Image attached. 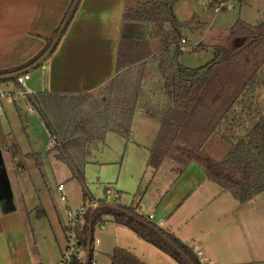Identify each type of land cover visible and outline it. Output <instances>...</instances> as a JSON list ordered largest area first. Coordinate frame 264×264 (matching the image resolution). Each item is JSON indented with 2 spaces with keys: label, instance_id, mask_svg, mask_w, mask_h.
I'll return each mask as SVG.
<instances>
[{
  "label": "crops",
  "instance_id": "crops-1",
  "mask_svg": "<svg viewBox=\"0 0 264 264\" xmlns=\"http://www.w3.org/2000/svg\"><path fill=\"white\" fill-rule=\"evenodd\" d=\"M73 1L0 0V72L13 70L35 59L61 26ZM126 2L81 0L54 54L43 66H32L25 71L30 76L24 86L26 95H79L101 90L119 75L117 62L122 40L148 41L152 56H156L162 47L158 40L151 39V26L124 21ZM231 3L233 8L216 13L209 0H179L174 13L180 23L187 25L182 30V39L187 41V45L190 42V46H196L198 51L213 49L214 52V47L227 40L238 21L257 25L264 20V0H233ZM237 3L242 6L236 14ZM219 34L222 35L221 40L217 38ZM175 50L176 46L170 48L172 53ZM180 64L192 68L183 62ZM156 69L157 64L150 65L147 72V79L154 84L158 83ZM146 81L141 100L150 102L159 98L160 93L147 88ZM17 87L15 82L0 85L3 91L13 93ZM17 102L16 98L13 101L2 100L0 109V156L3 162L0 159V264H45L42 253L47 249L52 251L54 244L50 242L42 251H35L32 240L39 229L37 227L30 232L26 225L27 220H32L31 216L35 217L34 220L37 218L34 214L44 204L45 195L42 189L36 188L33 179L37 171L43 173L49 169L54 174L64 171L60 168L64 164L57 160L55 152H51L54 147L51 135L43 153L28 136L25 138L23 132L27 134L29 126H21L20 122L24 124V118L28 120L30 113L24 115ZM145 106L149 107L147 101ZM138 113L139 108L129 139H123L130 142L133 138V143L143 151L141 158L147 164L160 123L145 113L148 120L139 124ZM104 146L105 142L95 146L90 164L96 159L95 153ZM149 169L150 176L145 180ZM142 182L146 185L141 188V197L129 207L120 204L123 192L114 189L120 194L116 203L136 208L150 222L189 248L202 251L211 263L264 264V194L247 203H239L230 193L209 181L198 165L184 168L170 160H165L158 171L146 166ZM33 199L35 205L30 207L28 201ZM46 205L45 214L53 224L54 242L63 252L66 234L61 235V229L56 226L57 222ZM64 231L67 232L68 227L65 226ZM137 239L135 250L151 255L155 251L162 253ZM38 242L37 239L34 243ZM96 244H99L98 240ZM134 254L137 255L136 252ZM137 256L149 264L144 255ZM258 259L254 263L251 261Z\"/></svg>",
  "mask_w": 264,
  "mask_h": 264
},
{
  "label": "trees",
  "instance_id": "trees-1",
  "mask_svg": "<svg viewBox=\"0 0 264 264\" xmlns=\"http://www.w3.org/2000/svg\"><path fill=\"white\" fill-rule=\"evenodd\" d=\"M178 1L127 0L124 21L151 26L150 37L158 40L162 48L152 56L148 41L122 40L117 62L119 75L98 93L26 96L27 103L38 112L51 135L54 142L51 152H55L57 160L69 169L71 179L81 184L84 206L87 202L90 204L84 214V224L80 222L76 226L70 264H85L90 226L92 248L88 264H93L94 230L97 225L106 223L107 216L177 264L190 263L171 243L193 264H202L193 249L150 222L136 208L117 203L110 206L106 201L96 200L86 185L85 171L92 163L90 156L95 146L105 142L110 133L129 139L150 65L157 64L158 83L153 89L160 97L150 102L145 100L149 107L144 110L150 118L159 120L160 130L150 151L148 168L158 171L167 159L184 168L196 164L209 181L230 193L239 203H247L264 194V107H260L257 99L258 91L264 87V20L257 25L238 21L225 44L214 47L211 62L196 69L187 68L179 62L183 54L179 47L182 30L187 25L175 16ZM76 2L73 1L67 16ZM219 3L212 1L210 6L215 8ZM67 16L35 59L0 72V77L26 75L30 67L43 66L56 49L42 65L37 64L46 57L56 39L60 37V43L67 32L72 21L63 29ZM173 46H176L174 53L170 51ZM18 77L0 80V85L17 84ZM81 99L88 101L77 102ZM95 203L98 207L91 208ZM37 212L38 219L46 216L41 205ZM1 214L0 206V217ZM66 238L69 240L68 235ZM110 264L146 263L133 252L116 248L110 256Z\"/></svg>",
  "mask_w": 264,
  "mask_h": 264
},
{
  "label": "rangeland",
  "instance_id": "rangeland-1",
  "mask_svg": "<svg viewBox=\"0 0 264 264\" xmlns=\"http://www.w3.org/2000/svg\"><path fill=\"white\" fill-rule=\"evenodd\" d=\"M241 4H236V14L237 11L241 8ZM217 38L222 39V35H217ZM226 42V41H225ZM225 42H220L219 44L224 45ZM192 45L190 42L186 46V51L180 56L179 61L184 64L189 65L192 68L203 67L207 65L213 59V49L208 51H198L196 46ZM146 83L148 84L147 88L153 89L154 82H150L149 78ZM22 88L18 86L15 89L16 94H18ZM98 93V92H97ZM17 104L20 108L23 109V114L30 113L28 120L24 118V124L20 122L21 126H29L27 130V134L25 131L23 135L25 138L27 136L33 141L35 147L43 153L46 151V145L49 141L50 133L40 119L39 114L32 108L30 112V106L22 99V97L16 95ZM144 98V97H143ZM258 102L260 107H264V87H262L258 91ZM88 99L77 100V102H87ZM145 100H141L139 105V124L142 121H147L148 117L146 116L145 109ZM36 113V114H35ZM248 126V124H246ZM143 155V151L137 147L133 143V138L130 142H126L123 138L119 137L115 134H108L105 140V146L98 153H95L96 159L93 164H90L86 167L85 178L86 185L90 192V194L95 197L96 200H103L107 202V205L114 206L116 202H114L113 196L107 199V189H115L122 191V198L120 204L130 206L133 201L141 197V188L145 187L146 183L142 182L144 177V172L146 171V160L141 158ZM168 160V159H167ZM171 161V160H170ZM36 164V162H35ZM176 164V163H175ZM37 168L38 165L36 164ZM176 166L181 167L176 164ZM60 168H63L64 171H60L59 173H53L51 170L47 169V171L41 173L37 171V175L33 179L34 185L36 188L42 189L45 196L44 204L50 208L51 214L53 218H55L57 224L56 226L61 229L62 236H70L69 232L64 231V227H68V230L71 228L73 221L72 219L77 216L82 209L87 211L89 207V202L86 203V207L83 202V188L78 181L72 180L70 181V173L67 170V167L61 165ZM39 170V169H38ZM150 176V169L147 171L145 176V180H147ZM64 184L65 186V196L68 201L63 202L61 200V195L58 191V186ZM140 191V192H139ZM119 201V200H118ZM117 201V202H118ZM30 207L35 205V200L31 202L28 201ZM114 202V203H113ZM42 205L44 212L47 213L45 209V205ZM91 208H97L98 203L95 205H91ZM37 210L34 216H37ZM86 213V212H85ZM41 215V213H40ZM32 220H27L26 225L30 232H33L37 227L39 229L38 235L33 238V248L35 251H42L43 248L48 247L51 244H54V248L52 251L49 249L44 250L42 255H44L45 264H59L65 253L67 247V239L65 236V246H62V251L59 246L54 242V233L52 229V221L49 220L48 214L47 216H42V219L34 218L31 216ZM84 216L81 220V224H84ZM106 223L101 226L97 225L94 230V238L95 241H99V244L95 245L94 252V262L95 264H109L110 256L114 252L116 248L128 249L132 250L137 255H144L145 259L149 264H177L170 257L155 251L156 253L151 255L149 253H145L144 251L137 249L135 250V241L138 240L137 236L134 235L130 230L125 227H119L115 223L112 222V218L107 216L105 218ZM62 226V227H61ZM63 229V231H62ZM58 230V229H57ZM39 236V238H38ZM39 240L38 244H35V240ZM43 239H47L44 241ZM49 242V243H48ZM61 242V241H60ZM84 257V254H81ZM254 262L258 260H251Z\"/></svg>",
  "mask_w": 264,
  "mask_h": 264
},
{
  "label": "built area",
  "instance_id": "built-area-1",
  "mask_svg": "<svg viewBox=\"0 0 264 264\" xmlns=\"http://www.w3.org/2000/svg\"><path fill=\"white\" fill-rule=\"evenodd\" d=\"M209 1H210V3L212 2L211 0H209ZM231 8H233V5H232L231 2H222V3H219L218 5H216V7L214 8V11L216 13H220V12L229 10ZM186 46H187V41L185 39H182L180 44H179V47H180L182 52H185L187 50ZM29 79H30V76L28 74L18 77L17 85L22 88V90L18 94L13 93V92H5V91H3L0 88V109L2 108L1 107V101L2 100L7 99V100H10V101H13L15 99L16 95H18V96H20V97H22V98H24L26 100V96L27 95H26V93L24 91V86H25L26 82ZM32 108L33 107L30 106L29 110L32 111ZM58 191H59V193L61 195V200L63 202H67V197L65 196V186H64V184H61V185L58 186ZM111 196H113V198H114L113 201L114 202H117L119 200V198H120V194L119 193L115 192L111 188H108L107 189V199L109 200V197H111ZM85 212H86V210L82 209L80 211V213L77 216H75L74 219H72L73 224L71 226V230H70V233H69L70 234L69 240H67V247H69V249L65 250V253L63 255V259H62V261L59 264H70L71 263L72 255H73V252H74V249H75V229H76L77 224L81 222ZM150 219H152V217H150ZM195 254L197 255V257L199 258V260H200V262L202 264H216V263H211L204 256L203 252L200 251V250H196ZM93 264H95V262H93Z\"/></svg>",
  "mask_w": 264,
  "mask_h": 264
},
{
  "label": "water",
  "instance_id": "water-1",
  "mask_svg": "<svg viewBox=\"0 0 264 264\" xmlns=\"http://www.w3.org/2000/svg\"><path fill=\"white\" fill-rule=\"evenodd\" d=\"M80 0H77V2L74 4V6H73V8H72V10L70 11V13L68 14V16H67V18H66V21H65V23H64V26H63V29H65L67 26H68V24H69V22L71 21V19H72V16L74 15V13H75V10H76V8H77V3L79 2ZM211 1H216V2H220V3H222V2H231V1H233V0H211ZM61 33H63V30L61 31ZM59 40H60V37H58L57 39H56V41L54 42V44L52 45V47H51V49L49 50V52L47 53V55H46V57L43 59V60H41L38 64H37V66H40V65H42L43 63H44V61H45V59L46 58H48L49 56H50V54L56 49V47H57V44L59 43ZM20 74H17V75H11V76H2V77H0V80H9V79H15V78H17L18 76H19ZM0 159H1V162H2V157L0 156ZM3 163V162H2ZM89 234H90V236H89V248H88V252H87V254H86V257H85V264H88L89 263V261H90V254H91V248H92V228H91V226H90V232H89ZM171 245L190 263V264H193L192 262H191V260L187 257V255L179 248V247H177L175 244H173V243H171Z\"/></svg>",
  "mask_w": 264,
  "mask_h": 264
}]
</instances>
